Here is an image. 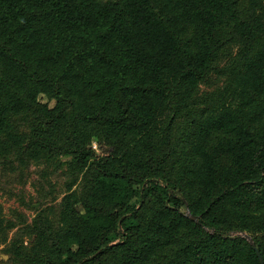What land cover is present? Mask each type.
Segmentation results:
<instances>
[{
    "label": "trees",
    "instance_id": "obj_1",
    "mask_svg": "<svg viewBox=\"0 0 264 264\" xmlns=\"http://www.w3.org/2000/svg\"><path fill=\"white\" fill-rule=\"evenodd\" d=\"M251 2L246 17L237 0H0V135L56 90L49 115L64 111L55 94L65 92L86 122L123 141L108 157L73 152L81 166L99 159L91 188L65 197V231L27 264H262L258 251L264 264V126L250 127L264 103L250 123L228 109L199 120L196 163L182 162L176 181L175 155L153 136L168 82L198 85L224 44L220 30L240 38L245 107L264 95V14ZM138 136L145 158L130 148ZM189 182L197 193L188 200ZM255 226L263 238L253 245L240 233Z\"/></svg>",
    "mask_w": 264,
    "mask_h": 264
},
{
    "label": "rangeland",
    "instance_id": "obj_2",
    "mask_svg": "<svg viewBox=\"0 0 264 264\" xmlns=\"http://www.w3.org/2000/svg\"><path fill=\"white\" fill-rule=\"evenodd\" d=\"M251 3L237 0L241 15L250 16ZM255 12L258 16L264 14V0ZM220 33L224 44L215 53L205 78L194 88L168 82L166 99L156 116L154 140L165 152L175 155L170 169L172 181L178 179L182 162L196 163L190 149L199 120L228 109L245 116L250 123L252 112L264 103L263 95L253 107H245L239 35L232 28ZM55 92L40 94L36 104L12 115L9 127L0 135V264H27L32 256H47L57 237L65 231L61 222L63 201L72 192L85 199L95 175L94 163L99 162L93 159L87 166H81L73 153L76 149L93 150L98 157H108L123 142L117 138L112 141L104 129L86 122V116L74 109L73 99L65 92L55 94L63 101L64 111L49 115L58 105L53 97ZM263 126L264 119L250 125L254 132ZM134 146L145 158V140L135 137L130 148ZM183 190L188 200L197 193L193 182L185 184ZM256 215L260 219L262 212ZM240 234L252 242H261L263 238L257 226ZM175 251L176 248L163 252L159 262Z\"/></svg>",
    "mask_w": 264,
    "mask_h": 264
},
{
    "label": "water",
    "instance_id": "obj_3",
    "mask_svg": "<svg viewBox=\"0 0 264 264\" xmlns=\"http://www.w3.org/2000/svg\"><path fill=\"white\" fill-rule=\"evenodd\" d=\"M251 244H253L254 245V242H252V240H249V238H247L246 236H244ZM257 254H258V256L260 257V260H261V263L263 264V260H262V258H261V256H260V253H259V251L257 252Z\"/></svg>",
    "mask_w": 264,
    "mask_h": 264
}]
</instances>
